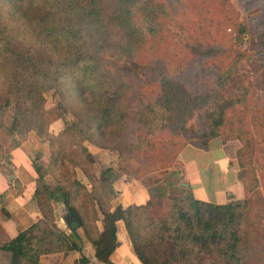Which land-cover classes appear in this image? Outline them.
I'll return each instance as SVG.
<instances>
[{
	"label": "trees",
	"instance_id": "trees-1",
	"mask_svg": "<svg viewBox=\"0 0 264 264\" xmlns=\"http://www.w3.org/2000/svg\"><path fill=\"white\" fill-rule=\"evenodd\" d=\"M258 2L264 12V0ZM203 4L0 0V130L19 132L24 139L34 132L40 144L28 159L41 217L0 246L10 253V264H39L44 255L82 252L79 228L95 258L112 264L118 221L141 264H264V232L254 215L259 180L251 155L252 147L264 142V101L252 98V83L240 71L247 57L194 38L196 43L187 46L191 57L211 62L201 91L169 75L160 77L149 97L134 90L145 84L140 75L153 69L144 53L165 42L171 27L186 28L190 11L219 12L230 21V11L221 4L214 9ZM224 53L232 55L226 64L213 61ZM48 91L58 97L53 109L45 107ZM53 114L63 120L70 114L73 120L54 134L49 131ZM216 138L242 142L236 158L243 198L213 203L186 193H151L145 204L113 206L115 183L129 174L127 166H108L98 174L87 169L94 162L87 145L117 153L123 164L137 160L131 178L173 165L187 142L183 139H195L208 150ZM41 146L49 151L46 165L40 162ZM7 159L0 140V164ZM257 166L264 170V154ZM53 202H61L80 227L62 230ZM74 264L91 263L82 255Z\"/></svg>",
	"mask_w": 264,
	"mask_h": 264
},
{
	"label": "rangeland",
	"instance_id": "rangeland-1",
	"mask_svg": "<svg viewBox=\"0 0 264 264\" xmlns=\"http://www.w3.org/2000/svg\"><path fill=\"white\" fill-rule=\"evenodd\" d=\"M182 1L187 2V0ZM198 1L196 0L197 3ZM220 4L225 12L230 11V21L226 20L219 12L207 15L197 9L192 10L185 23L186 28L181 30L171 27L165 42L158 43L155 49L144 53L143 60L151 63L153 69L140 75V81H144L145 84L134 88L136 95L146 94L149 97L151 92L157 88L162 75L176 76V78L185 81L192 91H201L202 82L209 74L211 62L191 57L187 46L195 44L196 42L193 40L195 38L199 39L204 46L219 45L231 51H241V54L247 59L243 62L240 71L243 73V77L252 83V98H261L264 101L263 9L258 0H204L203 5L214 9ZM194 8H198V5ZM182 12L179 11L176 14L180 15ZM179 19L181 20L180 17ZM242 26H245V31H241ZM219 57L221 60L213 61L224 65L227 63L228 57H232V55L224 53ZM44 97L45 107L53 109L58 101L57 95L53 91H48ZM132 101L135 105L136 101L133 99ZM9 114L10 112L4 116L5 126L10 123ZM49 119V128L53 132L63 129L65 123H70L73 120L70 114H66L64 120L58 118L56 114L51 115ZM195 119L196 117L193 121ZM250 128L254 130L253 127ZM32 133L35 134L30 132L28 135ZM14 135H16L15 140L24 139L19 132ZM0 140L1 142L6 141V147L12 144V139H9L5 128L0 130ZM183 141L187 142L179 151L173 165L146 173L141 172L131 178L127 177L133 175L132 173L137 169V160L132 159L131 163L123 164L117 153L94 148V146L91 147L94 151V162L89 163L87 169L91 173L98 174L102 168L108 165H116V167L126 165L129 174L123 176L120 183L130 182L135 187L141 185L152 194L161 193L168 196L172 193H186L213 203H222L230 198H243L242 185L237 179L239 166L236 158V151L242 142L239 140L223 142L220 138H216L210 142L208 150H203L194 144L195 139H183ZM41 149L43 157L40 162L46 165L49 160V151L43 146ZM262 154H264V142L252 147V164L255 166L259 180V188L254 195V215L259 223V229L264 232V170L257 166V157ZM79 177L87 183L82 175ZM47 180L51 186H54L51 177H48ZM10 182L12 187H17L14 181ZM117 193L119 194V192ZM59 213L61 212L58 211L57 214Z\"/></svg>",
	"mask_w": 264,
	"mask_h": 264
},
{
	"label": "crops",
	"instance_id": "crops-1",
	"mask_svg": "<svg viewBox=\"0 0 264 264\" xmlns=\"http://www.w3.org/2000/svg\"><path fill=\"white\" fill-rule=\"evenodd\" d=\"M49 130L57 134L62 129L56 132H53L50 128ZM8 136L9 139H12V144L9 147L5 146L6 141H2L8 153V159L0 165V246L9 242L20 231L28 228L41 217L39 208L33 198L35 174L28 159L29 150L40 147L38 139L33 133L28 135L25 139H16L17 141L15 140L16 135ZM87 146L94 157V151L91 149L93 146ZM94 148L98 147L94 146ZM111 166L116 167V165ZM11 180L16 183L17 187L14 188L11 186ZM120 182L119 180L115 183V189L119 194L113 201V206L118 204L123 207L130 204L140 205L145 204L150 199L151 192L143 188V186L140 185L139 187H135V185L130 182L127 184H125V182ZM83 183L87 184L86 182ZM52 205L58 226L68 233L71 232L67 229L62 219L67 212L64 205L61 202H53ZM58 211L61 213L57 214ZM97 226L99 229H102L100 222L97 223ZM116 227L118 245L110 256L111 263L141 264L132 250L131 241L125 231L124 223L118 221ZM77 231L82 237V252L72 251L68 254L53 253L44 255L40 258L39 264H74L82 255L86 257L91 264H103L95 258L94 249L92 245L83 238L81 229L79 228ZM10 260V253L4 249H0V264H10Z\"/></svg>",
	"mask_w": 264,
	"mask_h": 264
},
{
	"label": "water",
	"instance_id": "water-1",
	"mask_svg": "<svg viewBox=\"0 0 264 264\" xmlns=\"http://www.w3.org/2000/svg\"><path fill=\"white\" fill-rule=\"evenodd\" d=\"M62 219L69 231L80 227V221L70 211H67Z\"/></svg>",
	"mask_w": 264,
	"mask_h": 264
}]
</instances>
